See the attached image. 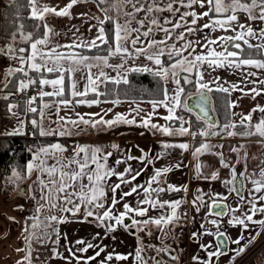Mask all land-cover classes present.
Listing matches in <instances>:
<instances>
[{"label": "snow or ice", "instance_id": "6c2138e0", "mask_svg": "<svg viewBox=\"0 0 264 264\" xmlns=\"http://www.w3.org/2000/svg\"><path fill=\"white\" fill-rule=\"evenodd\" d=\"M79 0H69L64 6L57 9V7L50 6L49 4H41V0H27V6L30 11V19L44 21L43 37L33 40V33L25 34L23 29L24 25L20 24L17 33L25 40L30 42V53L25 57L24 53L26 49L19 48L14 49L11 45H8L7 52L9 54L19 52L21 65L27 64L30 70L39 73L40 78L34 79L28 76L24 67L16 69L9 68L6 73L7 76H15L16 73H22L26 79H20L16 83V89L19 92H23L30 86L39 84L40 86H51L52 91H40L39 98L43 101L44 97H56L55 101L57 113L60 107L64 108L74 107L73 100L66 97V77L68 79V95L75 99V104L88 106L100 104L101 97L108 95V92H101L99 90L100 84H106L111 81L115 85L121 83L129 85V89L125 91V95L135 90L131 89L130 81L127 75L120 72L124 69V65L128 59L133 55H144L147 60L154 63V67L148 66H135L125 69V72H149L157 78L158 87L154 92H149L150 95H159L162 98L153 99L150 101L153 113L158 106H163L167 109V115L163 117L164 120L170 122L178 121V127H172L169 125H158L152 123V114H146L141 117L139 123L137 117L139 116L141 109L139 105L135 109H132L136 113L132 118H128L127 115L122 113H115L112 119H105V115L99 113L88 114V118L85 119L79 113H75L76 119L72 117L60 118L56 123L61 125L56 129L46 130L43 127L44 109L51 107L52 105L43 103L39 109L40 121L37 119H31L30 123L34 129L39 130L41 136L59 135L70 136L75 132L77 135L84 133L88 128L103 131L104 128H113L120 124L136 125L144 128H151L159 131L168 136H187L191 135L193 139L199 135L203 138L198 147H195L193 155L198 157L200 154L210 152L214 147L207 142V138L213 136H219L221 132H227L228 136L240 135L243 137L259 136L264 138V106L257 105L245 116H241L239 125L234 121H227L224 124H220L217 120L209 118V108L212 111L216 110V103L220 98H213V93L219 92L226 94L223 99V106L226 109H232L237 105L228 99L231 91L239 90L245 95L251 93L254 96L261 94L264 89H259L257 84L264 85V79L258 77V71L264 70V28H260L257 32L254 27L247 21H262L264 22V0H250V2H242V0H113L109 4L108 8H102L104 12V19L96 17L98 20L97 36L87 42L74 41L71 44L60 45L53 44L51 36L54 35V30L49 27L46 22V16L53 14L56 17L69 16L70 9L76 5ZM108 3V0H98V4L103 5ZM175 4H179L181 7H187L192 9L191 11L181 12L179 7H174ZM198 5L200 8H207V11L197 13L193 6ZM131 7V11H127L128 7ZM258 9V15H253V10ZM109 11L116 13V18L113 19L109 15ZM172 13L173 16L179 14V19L173 21L167 17L164 18L163 23L158 19L154 13L162 12ZM123 12V23L120 20V13ZM143 12L145 19L137 20V14ZM237 12L246 13V22H239ZM191 17L189 22L188 18ZM207 17L208 23L203 24L199 31L209 29L216 31L222 29L225 31L231 30L234 35L220 36L215 40L210 36L205 37V42L202 47L208 49L206 53L202 52L197 54L195 51V44L201 43L200 41L185 40V32H180L176 36L177 41H184V43L177 48L176 44L168 46L167 41L172 38L176 29L185 28L187 34H194L197 32V25L199 19ZM148 22L147 30L142 29L145 27V22ZM111 25L110 31L113 34V42L110 43L109 36L106 34L105 22ZM135 21L138 25L137 28L131 27L132 22ZM235 23V26L234 25ZM164 25H171V28ZM41 25H35L37 31H39ZM239 28V31L236 29ZM161 31L165 34L163 40L152 39L147 41V45L144 46L141 41V36L147 38L153 32V30ZM17 33H13V39ZM132 33H135V38H131ZM131 38V50L129 49L128 41ZM250 38L258 40L257 43H251ZM141 45L137 47V45ZM100 45L105 46L104 55H84L75 49L87 48L89 50L93 48H99ZM213 45H218L222 48V51H217ZM60 49H66L61 51ZM231 49V50H229ZM191 50V51H189ZM0 49V52H3ZM187 52L188 55H184ZM167 56L168 63L165 64L162 61V57ZM110 57H119L121 63L112 65L109 63ZM41 61L40 63L37 60ZM207 64L210 68H231L241 70L242 80L245 84H252L248 93L244 92V88L238 85H232L231 87H225L219 81V77L214 78L212 81L204 80V72L201 70L203 66ZM103 67H114L117 70L118 75L116 77L108 76L102 69ZM254 68L258 71L243 72L244 68ZM101 69L98 74L93 76L92 69ZM54 73L55 78H44L43 72ZM78 72L86 74V84L83 91H77V84L75 75ZM181 73L184 75L181 77ZM194 74V78H191ZM183 80L184 85H192L195 88L194 92L185 93V88L181 84ZM169 82L175 84V88L172 90L173 94H169L168 84ZM211 84H215V87H211ZM4 88H8V83L4 84ZM147 91V90H146ZM89 92L94 94L92 99H87ZM9 95L0 97L5 101L9 100ZM183 96V98H182ZM193 99V105H189L188 99ZM37 96H32L27 103V111L31 113H37L38 108L32 105L36 102ZM105 103L107 101H104ZM114 105L121 103L117 98L112 101ZM19 105L9 103L7 105V111L13 116L17 113L13 112V108H18ZM182 108L189 113L193 111V108L199 110L197 120L203 121L204 126L193 125L190 120H185L182 115H176V109ZM109 112L112 109H108ZM259 112L260 115L256 122H253V113ZM229 116L235 115V113L229 112ZM99 116V119H95ZM185 124L188 126L185 127ZM25 122L19 121L18 126L6 135H23V128ZM70 125V127H69ZM83 125V127H81ZM242 127L245 130L241 133L234 131L237 127ZM196 128L193 131V128ZM232 129V130H230ZM35 135V132L33 133ZM113 149H117L118 145L112 144ZM219 147H223L220 145ZM243 147V145H241ZM164 152L155 154L154 157L147 158V164H152L154 159H159L166 155L167 149L178 148L181 150H187L189 144L186 142H168L162 145ZM67 149L60 143H54L46 147L41 146L38 149H29L32 153L31 160L27 161L24 165L28 175H31L33 171L39 173L37 177L36 185L40 190V199L37 201V207L31 217L25 220L26 227L25 241L28 245L25 249H16V251H25L27 254L21 261H17L16 264H31V243L35 240L42 245L46 244L52 239L53 235L56 239L53 241L54 245H59L61 236L59 225L66 223L67 217L64 215H58L57 213H70L75 216L81 211L83 207V220L88 221L89 217H94L96 221L104 228L105 233H112L119 228H123L125 231H131L133 235H137L138 232L144 231L149 225H155L158 230L162 231L165 226H176L180 220V216L177 214V209L183 203L181 200L175 201H161L159 194L164 191H181L186 188L175 187L169 185L167 189L162 187L153 188V183H158L161 176L172 170L171 167L154 169V174L147 181V186L140 183H133L141 175L145 169L135 170L130 164L124 168L123 172H118L115 168H108L106 161L112 155V152H107L101 145L91 144H76L73 147V155L71 157H64L62 154ZM232 151H238L233 147ZM219 156L220 163L223 167L228 168L229 164L224 161L223 153H216ZM48 159H52L54 163L48 164ZM132 159H139L144 161L146 158L133 157L128 155L126 159L116 160V164H126L127 161ZM103 161V162H102ZM95 166L94 168L92 166ZM180 167V164L175 165ZM201 164L197 163L196 171L199 174ZM231 179L225 180L226 185H231L229 191L235 192L242 202L250 205L248 212L242 215H236L238 208H230L228 205L221 206L218 199H212L210 204H206L203 196H197L193 201L195 211L201 212L203 208L205 210V216L214 215L215 217L230 216L227 220V224L233 227H240L242 229L240 235L232 239L226 235V230H220V221L217 219H211L210 223L216 227V231L206 230L203 234L208 236H214L218 239L215 242L209 244L201 243L199 247L207 251V257L200 259L196 255H193L192 260L197 264H213L212 258L225 255L223 249L227 248L228 242L236 245L231 249V259L235 260L237 257H241L257 239V237L264 232V218L254 219L257 213L264 216V204L257 206V201L264 202V195H255L264 191V168L260 171V179H252L246 172L237 173L235 166L231 167ZM12 176L18 177L19 172L16 168L12 169ZM117 177L118 182L109 184L110 177ZM87 179L88 183H84V179ZM208 178V177H206ZM218 173L213 171L210 175V179L216 180ZM245 181H250L253 185L252 189H249L250 199L246 200L243 195V189L245 187ZM122 185L130 186L127 191H120L119 199H117V192L121 190ZM106 189H109L112 193L109 197ZM23 191V189H21ZM143 193V197L140 198V193ZM156 194V199L152 198V194ZM255 193V194H254ZM137 194L136 206L133 207L129 203H123V210L116 211V205L123 201L126 197ZM75 197V199H74ZM36 199L35 196L32 197ZM220 199H226L220 198ZM109 203V206L105 208V204ZM152 209H163L166 205L171 209L170 214H161L158 217H147L146 219H137L136 217H146L149 212V207ZM22 207V206H21ZM45 208L47 211L45 212ZM214 208H220V210L213 212ZM103 210V211H101ZM135 214V215H133ZM129 219L130 223H125V219ZM31 220V224H29ZM249 224L255 226V234H249L247 243H243L245 240L244 231H249ZM203 228L204 225H201ZM135 229V231H132ZM151 235V231L148 233ZM199 233L192 232L191 237H197ZM66 238V235H65ZM99 238V233L96 234L95 239ZM111 238V237H110ZM138 247L135 250V259L137 264H145L143 252V245L140 237L137 236ZM80 247L77 248V252L87 253L90 249L96 248L97 245L92 242H86L84 240L75 241ZM211 249V250H209ZM55 257L64 258L56 247L51 249ZM68 251L72 254V257L76 260L77 264H89L91 261H95L100 257L101 253L105 251L103 247H100L95 251L94 255L81 257L72 252L71 248ZM159 251H168L167 247H162ZM129 255L120 253H108L105 260L99 262V264H108L113 259L118 261H124L129 259ZM174 260L178 257L173 256ZM156 264H162V261L157 260Z\"/></svg>", "mask_w": 264, "mask_h": 264}, {"label": "crops", "instance_id": "0c3cea01", "mask_svg": "<svg viewBox=\"0 0 264 264\" xmlns=\"http://www.w3.org/2000/svg\"><path fill=\"white\" fill-rule=\"evenodd\" d=\"M68 2L69 0H41V4H45V3L49 4L50 6L57 7L58 10L59 8L64 7ZM108 7L109 5L107 4L106 5L98 4V0H79V2L76 5H74L72 9H70L71 14L67 17H56L51 13L48 14L46 16V22L49 25V27L54 30L55 33L54 35L51 36L52 43L67 45L73 43L74 41L87 42L94 39L98 33V27H94V25H98V20L95 18L99 17L101 20L104 19L105 14L103 11H101V9ZM237 15L239 18V22H246V13L237 12ZM253 15H258V13H255ZM155 16L158 19H160L161 23H163V20L166 17V11L163 12L162 15H158V16L155 13ZM120 20L121 23H123V20L122 19ZM137 20L140 19L137 17ZM40 22L42 23V31L37 36H34L33 40L43 37L44 21H40ZM247 22L250 23L257 32L259 31L260 28H264V22L262 21L256 20V21H247ZM205 23H208V21L198 20L197 25L195 26L197 28V32H195L194 34H190L193 41L201 42L194 45L197 54H200L202 52L206 53L208 51V49L202 47L203 43L205 42L206 36H210L211 39L215 40L217 37L220 36L234 35V32H232L231 30L225 31L222 29H217L216 31H211L209 29H204L202 32L199 31L200 27ZM235 23L236 22H234L233 26H235ZM133 26L138 27L135 21H133L131 24L132 28H134ZM165 27H167V25H165ZM236 30L239 31V28H237ZM24 33L25 34L29 33V30L24 31ZM164 36L165 34L163 32H161L160 36H157L155 34H150L149 37L147 38L141 36V41L143 42V45L146 46L147 41L152 39L163 40ZM18 38L23 39L20 35L18 36ZM185 40H188V35L186 32H185ZM250 42L257 43L258 40L254 38H250ZM172 44L173 43L171 41L167 43L168 46ZM175 44L176 47L179 48L183 43L182 44L175 43ZM127 46L131 50V43L128 42ZM138 46L141 45L138 44ZM212 47L216 48L217 51L223 50L218 45H213ZM22 48L26 49V52L24 53L26 57L30 53V42L28 41L26 47L23 45ZM60 50L66 51V49H60ZM75 50L79 52V49H75ZM98 54L104 55L106 53H97V54L86 53L85 55L93 56ZM185 54H187V52H185ZM37 62L40 63L41 61H39L38 59ZM15 63L20 67H24L26 71L30 69L27 64L21 65L20 61L18 62L15 61ZM109 63L112 65L119 64L120 59L119 57H110ZM5 69L6 72L9 70V63L4 68V70ZM100 70L101 69L93 68L92 69L93 76L98 74ZM102 70L110 77H116L118 75L117 70L114 67H103ZM122 70L123 69H121L120 72L122 74H126V72L125 71L122 72ZM43 76L44 78H48V79L55 78L54 73L52 74L45 73L43 74ZM0 77H2L1 74ZM75 80L77 84V91H83L84 86L86 84V74L83 73V75H81V72L76 73ZM221 84H223V86L225 87H231L234 84L238 85L239 87L244 88L245 93H248L250 89L249 85L245 84L243 81L242 82L231 81L230 85H227L225 83H221ZM67 85H68V81H67ZM103 87L104 84H100L99 90L102 89ZM168 88H169V94L170 95L173 94L172 90L175 88V86L169 83ZM14 91L15 90L10 91L0 86V97L9 95V93H11L12 95ZM40 91H52V88L51 86H40L39 92ZM38 94L36 95L37 96L36 102L32 105L33 107L38 108L37 113H31L27 111L26 102L32 96L24 101L23 108H21L20 104L13 97V95H12L13 97L12 99H9L7 101L5 100L0 101V104L1 102H4V104L1 105L3 107V110L1 109V112L7 114L6 115L7 117L4 119V121L2 122L0 121V133H8L13 131L18 126L20 120H23L25 122L23 131L26 132L27 134L31 133L30 131L32 124L30 123V121L33 118L37 119L38 122L40 121L41 118L39 115V109L41 108L43 103L52 105L51 107L44 109L43 127L46 130H48V129H56L58 127V124L56 122L62 117L63 118L74 117L73 119H76L75 113H79L81 116H84L85 119L86 117H88V114H93V113H99L101 115H104L106 113L104 117L105 119H112L115 113H122L127 115L128 118H132L133 116L136 115V113L133 112L132 109H135L137 105H139L141 109V112L137 117V119H140L141 117H144L146 114L153 113L150 101L153 99H160V98L148 99V98H135V97L120 98L117 96L101 97L100 99L102 102L100 104L88 106L87 104L77 105L75 104L76 98H72L68 96L67 98L72 99L73 104L75 106L69 108H64L63 106H61L59 112L57 113L56 104H55L57 98L44 97L43 101H41ZM263 94L264 92H261V94L258 96L263 97ZM92 98L93 97H87V99H92ZM117 98L120 99L121 103L118 105H114L112 101ZM228 98L230 101L234 102L237 105L236 107L230 109L232 113H235V115H231L230 120L236 123H239L241 116L247 115L257 105L264 106V99H262L258 104H253L252 105L253 108H250L248 106L246 107V102L251 99L250 93L245 95L239 90L231 91ZM104 101L107 102L105 103ZM9 103L19 105L18 108H13L12 110L13 112L17 113L16 116H13L10 113H8L7 105ZM108 109H112V111L109 112ZM167 114L168 113L166 108H164L163 106H158L155 110V113L152 114L151 122L156 123L158 125H163L165 122L168 123V121L163 119V117L166 116ZM9 116L11 118H8ZM258 117H259L258 113L257 114L253 113V122L257 121ZM95 119H99V116H96ZM14 121H16L15 124ZM28 125H30V127ZM120 125L123 128L129 127L132 130L133 128L136 127V125H127V126H125L124 124H120ZM174 125H179V123L177 122ZM106 129L107 128H104L103 131L96 130L95 132L92 130H91L92 132L87 130L86 132L80 133L79 135L73 132V134L70 136L50 135L52 137L50 138V140L41 143L35 149H38L41 146L46 147L54 143H60L64 148L67 149L66 146L67 145L70 146L68 143L69 142L68 138H71V140L74 141V144L73 146H71L70 149H67L62 154L64 157H71L73 155V147L76 144L101 145L103 146L105 151L111 152L110 149L111 136L105 135ZM149 129L153 130L151 128ZM244 130H245L244 128L239 126L236 129H234V131H236L237 133H241ZM187 136H183L182 138L185 141H187L188 139ZM64 137H67V139L65 140ZM168 137L171 138V136ZM182 138L181 136H173V138H171L172 139L171 142L178 143L179 140ZM195 140H198L196 141V143L194 142V144H197L196 147H198L199 144L202 142L203 138L197 136ZM207 142L213 145L214 147L210 150V152L202 153L198 157H196L195 164H191L190 162L191 159H189L188 149L185 151L178 148L174 149V153L172 154L171 157H169L170 159L168 161L164 160V163H161V165L156 164L157 167L159 168L160 166L172 168L171 171L161 176L159 182L156 184L159 185L157 187H161L160 186L161 181L164 179L169 185L186 188V190H181L178 192L166 190L165 194L159 195V197L166 196L168 198L169 197L173 198L181 195L182 193H185L184 196L185 198L183 200L184 201L183 203L185 205L182 203L181 205L184 206L180 207L185 211L177 212V214L180 216V220H186V225L179 226L177 224L175 228H173V226L170 225L165 226L163 228V231H166L168 235L164 239H160L161 231L158 230L159 232L157 236L148 240L147 246H143L144 250L142 252V255L144 256L145 261L147 260L151 264L156 263L155 261L156 255H158V257L162 256V251H159L160 248L162 247L168 248L172 246V250H174V247H176L175 245L177 246L185 245L187 249L186 250L187 258H184V260L180 261L179 264H197L196 261L192 260L193 255H196L200 259H205L207 257V251L201 249L199 245L201 243L209 244L210 242H215L217 240V237L203 234L206 230L216 231V227L210 223L211 219L219 220L221 222L220 230L221 231L226 230V235L228 237H231L232 239L237 238L242 231L240 227H233L227 224V220L230 218V216H225V217H215L214 215L205 216V210L203 208L201 209L200 213H197L195 211V207L192 201L197 196H203L205 203L210 204L211 200L214 198L220 199L226 197V199H221V200H223L225 204L228 205L230 208H238L236 215H242L243 213L248 212L250 209V205L245 202H242L239 196L235 192H230L229 189L231 185H226L224 181L231 179L230 173L232 166H235L238 174L240 172H246L252 179H260V171L262 168H264V138H261L259 136L243 137L240 135L230 137L228 136L227 132H221L219 136H213L207 138ZM220 145H223V147L222 148L219 147ZM241 145H243V147H241ZM233 147L237 148L238 151L235 152L232 151ZM147 150H149V148ZM168 150L171 153L170 149H167L166 151ZM216 153H223L224 161L229 164L228 168L223 167V165L220 163L219 156L216 155ZM31 157H32V153L29 155L26 162L31 160ZM47 163L52 164L54 163V161L52 159H48ZM197 163H200L202 166L199 174L196 171ZM129 164L133 165L134 167H138V162L136 163L129 161ZM177 164H180V167H175V165ZM110 165H111V156L106 161V166L108 168H110ZM92 167L94 168L95 166L93 165ZM157 167L150 168L151 172L148 173V177H151L154 174V169H156ZM209 171H211V173L213 171H216L218 173V178L216 180L206 178L208 177L207 174L209 173ZM211 173L209 174L211 175ZM38 176L39 173L36 171H33L31 175H28L25 169L23 174L21 173L20 180L15 183L14 188H12L11 190L5 187L0 188V264H16L17 261H21L22 258L27 254V252L25 251H16V249H25L28 247L25 241V232H24V229L26 227L25 220L31 217L32 214L35 212V209L37 207V201L40 199L41 193L39 187L35 183L37 181ZM117 181H118L117 177H114V183H116ZM84 183L85 184L88 183L86 178L84 179ZM108 183L110 184L111 180L110 181L108 180ZM252 188L253 185L250 183V181H245L243 195L246 200L251 198L249 196V189ZM21 189H23V191H21ZM106 191L108 192L109 203H110V197L112 193L109 194V189H106ZM116 195H117V199H119L118 197L119 191L117 192ZM255 195H264V191ZM33 196H35L36 199H33L32 198ZM159 199L164 200L165 197ZM109 203L105 204V208L109 206ZM261 204H264V202L257 201V206H260ZM147 207H149V210H152L149 212L157 216L160 215V213L163 214L171 213L170 208L164 207L163 209H159V208L152 209L148 205ZM122 210H123L122 207L121 209H119V206L116 205V211H122ZM46 211L47 209L45 208V212ZM57 214L64 215L67 217L68 222L64 223L63 226H59L60 224L54 225L59 227L60 234L63 233L64 235H66L67 238H65L64 240L60 239L59 245H54L53 241L51 240L50 244H53L52 246L42 245L40 243H37L35 240H33L31 243V249H32L31 264H77L76 260L72 257V254L68 251L69 248H71L72 252L76 253L77 256L87 257L94 255L95 251H97L100 247H103L105 251L102 252L100 257H98L95 261L89 262V264H99L100 261L105 260V257L107 256L108 253H113V252L125 254V255L128 254L131 255H129L128 260L118 261L113 259L112 261L108 262V264H137V261L135 259V250L139 246L138 240H136L133 237V235H129L128 234L129 231H125L123 228H119L115 232L106 234L104 228L99 224L98 221L95 220L94 217H89L88 221L83 220V207L81 208V211L77 213L75 216L71 215L70 213H57ZM148 217L150 216L148 215ZM144 218L137 217V219H144ZM261 218H264V216H262L259 213H257L256 216H254V219H261ZM129 221H130L129 219L127 218L125 219V223ZM29 224H31V220H29ZM201 225H204V227L202 228ZM154 227L155 226H152L151 229H153ZM134 230L135 229H133L132 231ZM194 231L199 234L197 235V237L192 238L191 233ZM250 232L253 235L255 234V226L251 224H249V231H244L243 233L245 240L242 241V244L247 243V238ZM97 233H99V238L95 239ZM171 235H173L175 239L174 243L167 240ZM81 239L86 242L95 243L97 247L90 249L87 253L77 252L76 250L78 247H80V245H77L75 241ZM53 247H56L57 251L64 258L55 257L51 251ZM235 247L236 245L231 244V241H229L227 248L224 249L225 255L212 258L213 264H232V263L264 264V232H261V234L257 237L256 241L250 247L247 248L246 252L241 257H237L235 260H232L231 249ZM47 248L49 249L47 250ZM172 250L169 249V251L173 252ZM39 251L42 254L41 256H39ZM160 261H162V264H165L163 260L160 259Z\"/></svg>", "mask_w": 264, "mask_h": 264}, {"label": "rangeland", "instance_id": "374dc122", "mask_svg": "<svg viewBox=\"0 0 264 264\" xmlns=\"http://www.w3.org/2000/svg\"><path fill=\"white\" fill-rule=\"evenodd\" d=\"M112 2H113V0H108V5L111 4ZM242 2H250V0H242ZM162 3H163V0H162ZM174 7H179L181 12L191 11L192 10V9L187 8V7H181L179 4H175ZM193 8H194V6H193ZM126 10L128 11V10H132V9L131 8H127ZM194 10L199 14V13H201L203 11H207V8H203L202 9L198 5H196L195 8H194ZM258 12H259L258 9L253 10V14L258 13ZM109 13L111 14V16L114 17V19L116 18V13L114 11H109ZM162 13H156V15L157 16L158 15H162ZM152 15H155V13L152 14ZM137 17L139 19H145V14L143 12L142 13H139V14H137ZM166 17L169 18V19H172L173 21H175V20H178L179 19V14H177L176 16H173L172 13H169V12L166 11ZM206 18L207 17H204V18H201L199 20L200 21H203V20L208 21V19H206ZM120 19H122V20L124 19L123 12L120 13ZM188 20L190 22L191 17H189ZM135 26H133L134 27L133 29L137 28ZM147 27H148V22L146 20L145 27L142 29V31L143 30H147ZM167 27L171 28V25H167ZM182 28L176 29L175 32L173 33V38L170 39V40H168L167 43L169 41H171L172 43H178V44L184 43V41H177L176 40V36L180 32H186V30L185 29H182ZM151 34H155L157 36H160L161 35V31H156L154 29ZM135 35L136 34L133 33L132 34V38H135ZM187 35H188V40H193L190 34H187ZM128 42L131 43V39H129ZM10 45L14 49H19V48H22V46H23V44L20 42V40L18 38H16V40L12 41V44H10ZM137 47H140V46L137 45ZM131 48H132V46H131ZM7 49H8V46L5 47V49H4L3 52H0V74L2 75V77H0V86L1 87H4V85H3V82L4 81L3 80H5L6 77H7V75H6V69L4 70V68L8 65V63H9V68H11L12 66H18L15 63V61H17V62L20 61V59H19L20 53L18 51L15 52V53L9 54L7 52ZM229 50H231V49H229ZM189 51H191V50H189ZM82 54L85 55L86 53H82ZM89 54H97V53H89ZM184 55H188V53L187 54L184 53ZM162 61H163V59H162ZM121 62L122 61L120 59V63ZM168 63H170V62H165L166 65ZM135 66H148V67L151 68V67H154V63L152 61L147 60L144 55H140V56L133 55V57L130 58V59H128L127 62L125 63L124 69L122 70V72L125 71V69H127L129 67H135ZM201 70L204 72V80L205 81H212L216 77H219L220 78L219 81H216V83L217 82L218 83H225L227 85H230V82L231 81H238V82H242L243 81L242 80V75H241V70L231 69V68H219V67L210 68L207 64H205ZM247 71H258V70L254 69V68H248V67H246V68L243 69V72H247ZM45 73L46 74H51V73H47V72L44 71L43 74H45ZM127 73L128 72H126L125 75H127ZM81 75H83V72H81ZM183 75H184V73H181V76H183ZM258 77L260 79H264V70H259L258 71ZM191 78H194V74H193V76ZM23 79H26V78H23ZM67 81H68V79L66 77V85H67ZM169 83H171V82H169ZM171 84H173L175 86L174 83H171ZM181 84H182V81H181ZM248 85H249L250 88L253 86L252 84H248ZM210 86L212 87V86H215V85L214 84H211ZM191 87H192V89L189 88V90H187L185 93H189L190 91L195 90V88L193 86H191ZM257 87L259 89H264V86L261 85V84H257ZM103 88L100 89V91H102ZM66 91H67L66 97H68L69 95H68L67 87H66ZM262 92H264V91H262ZM89 93H91V92H89ZM87 97H94V95L92 96V95L88 94ZM102 97H104V96H102ZM117 97L123 98V96H117ZM250 97H251V99L246 102V107L248 106L250 108H253L252 107L253 104H258L262 99H264V94H263V97H261V96H254L253 94L250 93ZM135 98H148L149 99L150 97H135ZM159 98H162V97H159ZM0 101H3V99H1ZM2 104H4V102H1V104H0V121L1 122L4 121V119L7 117L6 116L7 115L6 113L1 112V109L3 110V107L1 106ZM178 109H182V108H177L176 109V113H177V110ZM258 115H260V113H258ZM8 118H11V117L9 116ZM72 118H74V117H72ZM87 118L88 117H86V119ZM184 119L185 120H188L189 118L186 117ZM139 120L140 119H137L138 123H139ZM189 120L191 121V117H190ZM192 122L193 121H191V123ZM15 123H16V121H14V124ZM169 124H171L172 127H178L179 126V125H174L175 123H170L169 121H168V123L165 122L161 126L169 125ZM220 124L222 125V123H220ZM125 126H127V125H125ZM187 126L188 125L185 124V127H187ZM58 127H59V124H58ZM81 127H83V125ZM128 128L129 127L123 128V127H121V125H118V126H114L113 128H110V129L107 128L106 131H105L106 132L105 133L106 136H111V141H110L111 142V145L112 144L118 145V148L117 149H113L111 147V145H110V149H111V152H112L110 168H115V170L118 171V172H123L124 168L128 166L129 161L136 162V163L138 162V167H134L133 165H131L133 169H135V170L145 169V165L147 164V158L148 157H154L155 154L164 152L165 150L162 148V145L164 143L171 142V140H172L171 138H173V136H171V138H169L168 135H165V134H163V133H161L159 131H156L154 129L153 130H150L149 129L150 127L149 128H144V127L136 126L135 127L136 129L133 128V130L130 129V128L128 129ZM91 130L94 131V132L96 131L94 129L88 128V131H91ZM192 130L195 131V127ZM103 135H104V133H103ZM187 137H188L187 141H185L181 137L182 139H180L178 143H180V142H186V143L189 144V148H188L189 159H191V161H190L191 164H195L196 163V156H194L193 153H194V150H195V147L197 146V144H194L192 142V140L194 141V139H192V136L190 134ZM64 138H65V140L67 139V137H64ZM68 139H69V142L68 143H69L70 146L67 145L66 147H67V149H70L71 146H73L74 141L71 140V138H68ZM192 144H194V145H192ZM147 147L149 148V150H147L148 149ZM131 148H137L138 149V152L131 153ZM157 149H158V151H157ZM174 149L175 148L170 149L171 150V153L168 150V151H166L167 152L166 155L162 156L159 159H154L152 164H147V168L144 171H142L141 175L137 178V180L135 181V183H140V184H143L144 186H147V181L150 179V177H148V173L151 172V169L150 168L151 167L152 168H155V167H157V165H161V163H164V160L165 161H168L170 159L169 157H171L172 154L174 153ZM128 155H132L133 157H141V156H144L146 159L143 162L140 161L139 159H132V160L127 161L126 164H123L122 163V164L117 165L115 163L116 160L126 159V157ZM162 167H164V166H160V168H162ZM157 168H159V167H157ZM16 170L19 172V176L18 177H13L12 176V169H11L10 173L7 176H5L7 178V181L4 180L3 181L4 183L0 184V188L5 187V188H9L10 190L12 188H14L15 183L20 180L21 173L23 174V172L25 171V169L23 171H20L18 169H16ZM209 173H211V171H209ZM209 173L207 174L208 178H210V174ZM114 177L115 176L109 178V181L111 180V183L110 184L114 183ZM156 184L157 183H153L151 186L154 187V188L157 187V186H159V185H156ZM160 186L162 188L164 187L165 189H167L168 186H169V184L163 179L161 181ZM129 187L130 186H124V185H122L121 190H118L119 191V194H120V191H127ZM110 193L111 192L109 190V194ZM162 194H165V191ZM184 196H185V193H182L181 195H179L177 197H173V198L172 197H169L168 198L166 196H162V197H165L164 200H166V201H175V200H181V201H183L184 198H185ZM118 197H119V195H118ZM142 197H143V193L141 191L140 198H142ZM152 197L156 199V194L153 193L152 194ZM162 197H159V198H162ZM137 199H138L137 194H133L132 196L126 197L123 201L120 202V204H117V206H119V209H121V207L123 208V203L127 202L130 205H132L133 207H135L136 206ZM164 200H161V201H164ZM145 207H147V205H145ZM165 207L166 208H169L167 205ZM180 207H181V205H180ZM180 207L177 209V212H184L185 210L181 209ZM149 211H152V210H149ZM167 211H170V210H167ZM161 214H163V213H160V215ZM133 215H135V214H133ZM148 215L150 217H158V216H160V215L157 216V215H155V214H153L151 212H148L147 217H148ZM144 219H146V217ZM127 223H130V221L127 222ZM63 225H64V223L60 224L59 226H63ZM178 225L179 226H185L186 225V220H179ZM152 226H155V225H149L144 231L138 232L137 235L131 234L130 231H129L128 234L129 235H133V237L136 240H137V236H139L140 237V240L142 241V245L143 246H147L148 240H150L153 237H156L157 234H158V232H159L158 229L155 228L156 226L153 229H151ZM173 228H175V226H173ZM149 231H151V233H152L151 235L148 234ZM167 235L168 234L166 233V231H163L162 230L161 233H160V239H164ZM60 236H61V239L62 240L65 239V235L63 233H61ZM55 239H56V237L53 235V237H52L51 240L54 241ZM51 240H49V242H47L44 245H47V246L51 245L52 246L53 244H50ZM167 240H169L172 243H174V240L175 239H174L173 235H171ZM175 246L176 247H174V250H172V246L171 247H168L167 248L168 251H162V256H159V258L161 260H163L165 264H167V263L168 264H170V263L171 264H179L180 261L184 260V258H187V254H186V250L187 249H186V246L185 245L184 246H177V245H175ZM48 249L49 248H47V250ZM169 249H171L173 252L169 251ZM41 255L42 254L39 251V256H41ZM173 256L178 257V259H175L174 260L172 258Z\"/></svg>", "mask_w": 264, "mask_h": 264}, {"label": "trees", "instance_id": "16d2710c", "mask_svg": "<svg viewBox=\"0 0 264 264\" xmlns=\"http://www.w3.org/2000/svg\"><path fill=\"white\" fill-rule=\"evenodd\" d=\"M105 5V4H103ZM108 5V3H107ZM106 7V6H105ZM111 15V14H109ZM30 17V11L27 6V0H0V49H5L8 45L12 44V41L18 38L17 29L20 24L24 25V31L29 30V33H33V37L37 36L42 31V23L38 20H32ZM113 17V16H112ZM114 19V17H113ZM41 25L39 31L36 30L35 25ZM106 34L109 36L110 43L113 42V34L110 31L111 25L108 22H105ZM13 33H17L15 39H13ZM19 39V38H18ZM20 42L26 47L28 41L24 39H19ZM2 43V44H1ZM80 53H104L105 46L100 45L99 48H93L91 50L87 48H80ZM164 62H169L167 56L163 58ZM20 66H14L12 69L19 68ZM26 71V70H25ZM8 72V71H7ZM6 72V73H7ZM28 76H32L34 79H38L40 74L32 70L26 71ZM52 74V73H51ZM127 77L130 81L131 89L135 90L130 92L128 95H125V91L129 89V85L121 83L120 85H115L111 81L104 84V88L101 92H108V95L104 97H113V96H123V97H150V98H159V95H150L149 92H154L158 87L157 78L154 77L149 72H128ZM182 77V76H181ZM26 78L22 73H16L15 76H7L3 80V85L8 83V89L10 91L17 90L16 83L20 80ZM182 86L185 88V92L192 89V85H184L183 80ZM67 87V85H66ZM215 87V86H212ZM147 90V91H146ZM67 93V91H66ZM94 95L93 93H89ZM213 98H220L219 102L216 103V110L214 111L217 116V121L224 124L229 121L231 116L228 115L231 112L230 109H226L223 106V99L226 94L215 92L212 94ZM12 95L9 96V99H12ZM229 99V98H228ZM18 103L21 108L24 105V99H18ZM191 113V121L193 125H202L203 121L197 120V114L193 111ZM256 114L259 112H255ZM170 122V121H169ZM170 122V123H177ZM239 125V123H237ZM31 133H26L23 131V135H6V133H0V184L7 181V176L11 169L16 168L20 171H23L26 160L30 155L29 149H35L38 145L52 138L49 136H41L38 129L31 127ZM35 132V135L33 133ZM63 139V138H62ZM198 140H194L193 143ZM159 195H162L160 193Z\"/></svg>", "mask_w": 264, "mask_h": 264}, {"label": "built area", "instance_id": "2783aa9c", "mask_svg": "<svg viewBox=\"0 0 264 264\" xmlns=\"http://www.w3.org/2000/svg\"><path fill=\"white\" fill-rule=\"evenodd\" d=\"M40 85L37 83L35 85L30 86L28 89H26L23 92H19L15 90L13 92V96L18 100V99H27L31 96H36L39 92ZM176 115H182L184 118H189L191 117V113H189L187 110L184 109H178ZM30 127V125H28ZM184 205H181L183 207ZM234 264V263H232Z\"/></svg>", "mask_w": 264, "mask_h": 264}, {"label": "water", "instance_id": "95a60500", "mask_svg": "<svg viewBox=\"0 0 264 264\" xmlns=\"http://www.w3.org/2000/svg\"><path fill=\"white\" fill-rule=\"evenodd\" d=\"M192 92H194V91H192ZM188 103H189L190 106L193 105V99L189 98L188 99ZM193 112L196 113L197 115L199 114V110L196 109V108H193ZM209 118L212 119V120H217L216 114H215L214 111L211 110V107L209 108ZM135 152H138V149L137 148H131V153H135ZM218 201H219L221 206L225 205V202L223 200L218 199ZM218 210H220V208H214L213 209V211H218ZM156 256L158 257V255H156ZM157 260L160 261V258H155V261H157ZM145 264H151V263L146 260Z\"/></svg>", "mask_w": 264, "mask_h": 264}, {"label": "flooded vegetation", "instance_id": "af4514ba", "mask_svg": "<svg viewBox=\"0 0 264 264\" xmlns=\"http://www.w3.org/2000/svg\"><path fill=\"white\" fill-rule=\"evenodd\" d=\"M196 130V129H195ZM155 258H158L157 256Z\"/></svg>", "mask_w": 264, "mask_h": 264}]
</instances>
